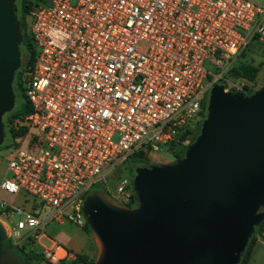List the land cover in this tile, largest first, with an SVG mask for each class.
Segmentation results:
<instances>
[{"label": "built area", "instance_id": "obj_1", "mask_svg": "<svg viewBox=\"0 0 264 264\" xmlns=\"http://www.w3.org/2000/svg\"><path fill=\"white\" fill-rule=\"evenodd\" d=\"M26 13L35 50L19 85L29 109L9 121L23 130L0 158V190L23 191L49 212L38 216L0 198L2 232L15 243L43 235L52 218L82 225L89 186L137 149H169L201 116L212 82L246 88L208 72L205 58L225 71L249 39H264L256 0H47L29 3ZM108 195L122 205L137 201L126 177ZM38 252L42 264L75 257L56 240Z\"/></svg>", "mask_w": 264, "mask_h": 264}, {"label": "water", "instance_id": "obj_2", "mask_svg": "<svg viewBox=\"0 0 264 264\" xmlns=\"http://www.w3.org/2000/svg\"><path fill=\"white\" fill-rule=\"evenodd\" d=\"M19 0H0V144L27 59ZM135 205L100 189L81 209L97 252L91 264H236L264 215V84L234 94L212 82L195 139L176 161L130 164ZM0 264H26L2 242Z\"/></svg>", "mask_w": 264, "mask_h": 264}, {"label": "rangeland", "instance_id": "obj_3", "mask_svg": "<svg viewBox=\"0 0 264 264\" xmlns=\"http://www.w3.org/2000/svg\"><path fill=\"white\" fill-rule=\"evenodd\" d=\"M21 1L23 3L36 4V3H45L47 0H21ZM256 1L262 6H264V0H256ZM21 19H22L21 24H22V32H23L22 44L24 48L27 49L28 45L26 44V41L29 40L32 49L35 50V47L31 43L30 33H29L31 18L28 15V13L22 10ZM240 63H250L257 67V72L254 75L252 80H248L239 75H232V73L230 72V68ZM203 65L205 69L210 73L221 72L223 77H227V78L242 82L245 85L246 89L237 90V91L234 90L233 88L230 89V91L233 92L234 94H237L240 92H243L245 94H250L253 92L252 89H258L264 84V39L257 38L255 36L249 39L245 48L240 53H238L236 56H234L233 58L229 60L228 64L225 67V71L221 70L222 67H219V66H216L210 63L206 58L203 62ZM19 83H20V78H19V72H18L16 74L17 101L13 109L20 107V103H21L20 101L23 99ZM206 93L207 91L205 92L203 102L206 99ZM201 121H202V116H200L199 118H196L195 121L192 120V122L190 123L189 133L187 134L186 138L182 140L179 144L180 147L184 146L185 151L188 147L186 143L189 142L191 138L193 137V135L195 134V132L199 130ZM7 134H8L7 140L0 144V158H2V155L8 154L9 152H11L19 141V138L11 137L8 132ZM196 135L194 136V139ZM146 156H147V158L145 159L146 162L149 164H154V165L176 161L180 158V157L177 158V156H173V154L170 153L169 149L148 151L146 153ZM4 169H5V162L1 160L0 161V177L4 172ZM120 177H126L129 180L132 179V171L130 168V163L126 161L117 163L112 168H110L107 172H105L101 176V178L93 182L90 186L92 187V185L93 186L95 185L103 193L109 194V193H112L113 186L116 180L119 179ZM0 198H2L8 203L13 204L16 207L21 208L24 212L33 213L35 211L38 216H45L49 212V207L47 205H44L41 202H38L34 197L24 193L23 191H18L17 193L12 194V193H8L6 191L0 190ZM136 203L137 201H135L132 205H135ZM12 215H13V219H19L25 216L23 212H19V213L13 212ZM83 222H85V219H83ZM11 225L12 223H10V226ZM43 232L47 237L41 236L39 238V241L42 245H47L50 241L49 238H51V239H54L62 243L66 247L74 248V244H76V242L83 243L84 248L86 249L87 247H91L90 246L91 237L89 233H86L85 229L83 228V223L82 225H77V224H74L68 221L65 218H62L60 220H55L52 218L49 221H47V223L45 224L43 228ZM16 241L17 240L15 238L10 237V236H6L2 239L3 243L10 245L13 250H16L19 253L24 252V249H21L19 247V245H21L22 243L23 244L25 243V245L27 246V247L25 246V250L26 248L30 247L34 250L39 251V249L41 248V245L37 243H33L31 241V238H29V236H25L24 238L19 240L18 243H15ZM91 256H93V258L95 257V251H93ZM65 264H83V262L79 260V261H74V262L65 263Z\"/></svg>", "mask_w": 264, "mask_h": 264}, {"label": "trees", "instance_id": "obj_4", "mask_svg": "<svg viewBox=\"0 0 264 264\" xmlns=\"http://www.w3.org/2000/svg\"><path fill=\"white\" fill-rule=\"evenodd\" d=\"M28 5H29V3H25L24 8L22 9V10H24V12H26V9L28 8ZM21 16H22V12H21ZM22 35H23V32H22ZM26 44L28 45V47L26 49V51H27V59H26V61L24 63L23 68L32 60V57H33V50H32V47L30 45V41L27 40ZM230 72L232 73V75H239V76H242V77H244V78H246L248 80H252L254 75L257 72V67L255 65H253V64H250V63H240V64L230 68ZM252 90H255V89H252ZM20 102H21L20 103V107H18L16 109H13L6 116V128H7V131H8L10 136H12L13 134L21 133L22 130H23L22 127H19L17 129H11L9 127V121L12 118L17 117L19 115L20 116L23 115L29 109V105L26 103L24 98ZM201 116H202V110H201ZM188 133H189V127L185 128L179 134V140L178 141H176L175 143L169 145V151H170V153L173 154V156H177V158H179V157H182L184 155L185 148H184V146L180 147L179 144H180V142L182 140H184L186 138ZM192 138H194V137H192ZM146 158H147L146 153L143 150H141V149H137L134 152H132L124 161H126V162H128L130 164L134 163V162L147 163L146 160H145ZM130 181L132 183L135 195L137 196V191H136V189L134 187L133 179H130ZM91 188H96L97 189L98 187H96L95 185L94 186L92 185V187L89 186V188L87 190H89ZM85 192L83 193V195L85 194ZM83 195H82V197H83ZM129 205H132V202H130ZM83 228L85 229L86 232H88L90 234V231H89L87 225L85 224V222H83ZM262 229H264V215L253 226L251 232L249 233V235L247 237V240H246L247 244L246 243H245L246 245L244 244L236 264H245L247 256H248V253H249L250 246H251V244L254 241V235L259 233ZM25 246H26L25 243L24 244L22 243L21 245H19V247L21 249H24L23 253H19L16 250H14V251L24 260V262L26 264H42L40 262V253L38 251L34 250V249H31V248H26V250H25ZM79 260L82 261L83 264H91L92 260H93V257L89 258V259H86V257L83 254H75V257L73 259H70V260H67V261H61L58 264L71 263V262L79 261Z\"/></svg>", "mask_w": 264, "mask_h": 264}, {"label": "crops", "instance_id": "obj_5", "mask_svg": "<svg viewBox=\"0 0 264 264\" xmlns=\"http://www.w3.org/2000/svg\"><path fill=\"white\" fill-rule=\"evenodd\" d=\"M86 233H88V232H86ZM41 236H46V235L44 233H43V235L39 234L34 239L32 238V240H31L33 243H37V244L41 245V248L43 246H48L51 243V241L54 240V239L49 238V240H50L49 243L47 245H42L39 241V238ZM90 237H91V245H90L91 247H87V249H86V248H84L83 243L76 242V244H74V248L67 247V249L74 254H83L87 259L92 258L93 256H91V254L93 253V251H95V255H96L97 246H96V243H95L93 237L91 235H90ZM33 243H31V244H33ZM28 248H30V247H28ZM36 251H38V250H36ZM61 261H67V260H61ZM58 263H56V264H58ZM245 264H264V229H262L259 233L254 235V241L250 246L249 253H248Z\"/></svg>", "mask_w": 264, "mask_h": 264}, {"label": "flooded vegetation", "instance_id": "obj_6", "mask_svg": "<svg viewBox=\"0 0 264 264\" xmlns=\"http://www.w3.org/2000/svg\"><path fill=\"white\" fill-rule=\"evenodd\" d=\"M19 2H20V10H21V12H22V9L24 8L25 3H23L21 0H19ZM18 72L20 73V70H19ZM18 72H17V73H18ZM17 73H16V74H17ZM245 89H246V88H245ZM204 95H205V94H204ZM203 104H204V102L201 101V110H203ZM197 132H198V130L195 132V134L193 135V137L196 135ZM191 139H192V140H190L189 142L186 143L187 146L193 141L194 138H191Z\"/></svg>", "mask_w": 264, "mask_h": 264}]
</instances>
